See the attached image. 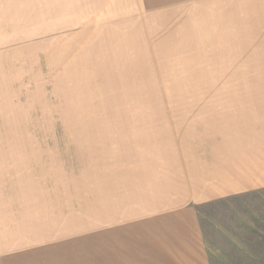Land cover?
Wrapping results in <instances>:
<instances>
[{
	"label": "rangeland",
	"instance_id": "1",
	"mask_svg": "<svg viewBox=\"0 0 264 264\" xmlns=\"http://www.w3.org/2000/svg\"><path fill=\"white\" fill-rule=\"evenodd\" d=\"M0 264H264V0H0Z\"/></svg>",
	"mask_w": 264,
	"mask_h": 264
}]
</instances>
